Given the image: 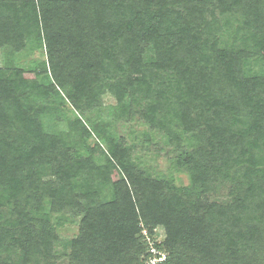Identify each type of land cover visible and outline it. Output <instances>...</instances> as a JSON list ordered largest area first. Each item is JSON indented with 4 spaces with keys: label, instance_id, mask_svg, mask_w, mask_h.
<instances>
[{
    "label": "trees",
    "instance_id": "trees-1",
    "mask_svg": "<svg viewBox=\"0 0 264 264\" xmlns=\"http://www.w3.org/2000/svg\"><path fill=\"white\" fill-rule=\"evenodd\" d=\"M0 50V264H264V0H0Z\"/></svg>",
    "mask_w": 264,
    "mask_h": 264
},
{
    "label": "rangeland",
    "instance_id": "rangeland-1",
    "mask_svg": "<svg viewBox=\"0 0 264 264\" xmlns=\"http://www.w3.org/2000/svg\"><path fill=\"white\" fill-rule=\"evenodd\" d=\"M3 60L4 56L2 51L0 50V66H3ZM46 60L45 52L44 51H34V52H23L20 55H17V58L15 60V63L21 67H30L34 63L40 62ZM112 101L109 98L105 99V104H110ZM141 129V128H138ZM129 131V128L127 126H123L121 132L123 134L127 133ZM147 163L149 166H151L157 173H160L161 175H166L168 172L167 170V159L162 154L160 156H154L152 158H147ZM172 178L175 180V182L178 185H187L188 181L185 176L182 174H179L177 172L172 173ZM220 196L217 197L219 201L224 200V190L220 192ZM158 232L160 235H162V230L158 229ZM57 233L60 237L59 242L56 245V253L60 258L59 264H66L65 261V254L67 252V245L68 241L72 239L77 234V225H65L62 227L57 228Z\"/></svg>",
    "mask_w": 264,
    "mask_h": 264
},
{
    "label": "built area",
    "instance_id": "built-area-1",
    "mask_svg": "<svg viewBox=\"0 0 264 264\" xmlns=\"http://www.w3.org/2000/svg\"><path fill=\"white\" fill-rule=\"evenodd\" d=\"M142 234L146 237V232L143 231ZM147 241H149V239L146 237ZM150 252L152 254V256L149 258L148 260V264H159L161 262H163V260L165 259V254L161 253L160 251H158L157 249L152 247V244L150 245Z\"/></svg>",
    "mask_w": 264,
    "mask_h": 264
}]
</instances>
